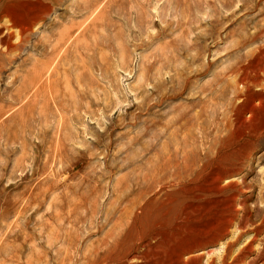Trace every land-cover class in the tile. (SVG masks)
I'll use <instances>...</instances> for the list:
<instances>
[{
  "label": "rangeland",
  "instance_id": "obj_1",
  "mask_svg": "<svg viewBox=\"0 0 264 264\" xmlns=\"http://www.w3.org/2000/svg\"><path fill=\"white\" fill-rule=\"evenodd\" d=\"M253 1L258 0H0V35L10 37L0 54V264H83L81 258L107 235L118 236L130 246L140 238L147 239L156 228L176 232L179 226L184 227V234L178 231L188 237L175 253L184 249V258L196 255L198 264L223 263L225 244L233 241L235 228L229 229L233 234L204 246L202 234L201 239L199 235L189 239L187 233L198 225L191 222L197 220L191 215V197L195 193L201 196V181L194 183L199 190L190 192L187 179L177 181L180 186L172 182L170 187L163 184L166 179L147 184L146 176L153 173L162 156L176 148L184 150L185 146L186 150L190 145L189 158L196 162L200 151L211 147L215 165L227 175L223 184L240 183L245 174L246 184L253 187L248 207H254L264 194V188L259 189L264 185V160L260 159L264 136L254 138L250 159L239 152L246 124L258 126L262 121L247 117L251 121L245 122L240 116L236 127L229 124L226 107L232 97V78L217 77L264 41L260 34L242 45L261 18L258 9L264 1L252 7ZM226 13L233 15L227 19ZM66 31L69 39L62 35ZM207 62V72L189 79L186 89L176 94L185 78ZM35 73L42 74L37 92L30 90ZM141 103L144 106L138 107ZM242 162L243 171L230 175L233 164ZM144 191L145 197L136 206L125 209L130 205L128 199ZM193 205L201 207L202 202L198 199ZM132 209L137 210L133 213ZM184 218L191 223H181ZM141 221L147 223L141 225ZM178 231L176 235L181 234ZM263 233L264 229L252 242L251 252L239 254L250 239V234L244 236L225 264H251L259 254L253 262L264 264ZM52 245L57 249L52 250ZM158 251L156 261L145 258L128 264H167L162 248ZM124 262L118 264H127Z\"/></svg>",
  "mask_w": 264,
  "mask_h": 264
},
{
  "label": "bare ground",
  "instance_id": "obj_2",
  "mask_svg": "<svg viewBox=\"0 0 264 264\" xmlns=\"http://www.w3.org/2000/svg\"><path fill=\"white\" fill-rule=\"evenodd\" d=\"M141 1V0H139ZM150 1V0H149ZM163 1V0H162ZM190 1V0H189ZM261 1L264 0H258V1H253L252 7H257L259 3H261ZM41 2V1H40ZM143 2V1H142ZM37 3V2H36ZM148 3V2H147ZM164 3V2H163ZM162 3V4H163ZM149 4V3H148ZM161 4V5H162ZM173 4V3H172ZM203 4H205L203 2ZM208 4V3H207ZM240 4V3H239ZM38 5V4H37ZM43 5V4H42ZM147 5V4H146ZM146 5H144L146 7ZM235 5V4H234ZM41 6V5H40ZM100 6V5H99ZM99 6L95 7L93 9L92 12L96 11ZM148 6V5H147ZM153 6V5H152ZM222 8L223 5L221 4ZM39 7V6H38ZM47 7V6H46ZM179 7V6H178ZM235 7L237 8V6L235 5ZM251 7V8H252ZM41 8V7H40ZM84 8V5H83ZM101 8V7H100ZM111 8V7H110ZM150 8V7H149ZM160 8V7H159ZM172 8V7H171ZM170 8V9H171ZM86 9V8H85ZM116 9V8H115ZM145 9V8H144ZM147 9V7H146ZM169 8H167L168 11ZM179 9V8H178ZM26 10V9H25ZM40 10V9H39ZM44 10V8H43ZM87 10V9H86ZM91 10V9H90ZM138 10V9H137ZM155 10V9H154ZM24 11V10H22ZM109 11V10H108ZM146 11V10H145ZM147 11H149L147 9ZM161 11V9H160ZM217 11V10H216ZM121 12V11H120ZM150 12V11H149ZM147 12V13H149ZM158 12V11H157ZM155 12V14L157 13ZM165 12V11H164ZM9 13V12H8ZM25 13V12H24ZM43 13V12H42ZM42 13H40L42 15ZM45 13V12H44ZM88 13V12H87ZM137 13V12H136ZM4 14V13H3ZM27 14V13H26ZM121 14V13H120ZM138 14V13H137ZM154 14V16H155ZM158 14V13H157ZM156 14V15H157ZM160 14V13H159ZM158 16L160 17L163 16L162 14H160ZM226 13V18H230L233 14L230 13L228 14ZM258 14L261 17L260 20L256 21L253 25V32L248 34V37L246 38L245 41H243V44H246L247 42H253L254 40H256L258 38V36L260 34H262L264 36V5H260V8L258 9ZM32 15V14H31ZM30 15V16H31ZM36 15V14H35ZM118 15V14H117ZM136 15V14H135ZM148 15V14H147ZM235 15V14H234ZM29 16V14H28ZM151 16V15H150ZM76 17V15L74 16ZM152 17V16H151ZM225 17V16H224ZM19 18V17H18ZM33 18V17H32ZM113 18V17H112ZM123 18V17H122ZM137 18V17H136ZM139 18V17H138ZM20 19V18H19ZM29 19V18H28ZM35 19V17H34ZM150 19V18H149ZM153 19V18H152ZM160 19V18H159ZM168 19V18H166ZM4 23L5 24V19ZM7 20V19H6ZM31 20V19H30ZM39 20V19H38ZM169 20V19H168ZM206 20V19H205ZM140 21V20H139ZM149 21V20H148ZM161 20H158V22ZM170 21V20H169ZM3 22V21H2ZM1 22V23H2ZM25 22V21H24ZM29 22V21H28ZM41 22V21H40ZM168 22V21H167ZM12 23V22H11ZM162 23V21L160 22ZM13 24V23H12ZM107 24V23H106ZM165 24V23H164ZM170 24V23H169ZM22 25V24H21ZM160 25H163L160 24ZM2 26V25H1ZM7 26V25H5ZM20 26V25H19ZM141 26V25H140ZM152 25H150L151 27ZM164 26V25H163ZM34 27V26H33ZM85 28V26H83ZM3 28V26L1 27ZM7 28V27H6ZM4 28V29H6ZM26 28V27H25ZM32 28V27H31ZM146 28V27H145ZM3 30V29H2ZM11 30V29H10ZM22 30V29H21ZM25 30V29H24ZM28 30V29H27ZM32 30V29H31ZM150 30V29H149ZM1 31V30H0ZM23 31V30H22ZM146 31V30H145ZM24 32V31H23ZM153 32V31H152ZM162 32V29H161ZM246 32V31H245ZM15 33V32H14ZM182 33V32H181ZM2 34V33H0ZM86 34V33H85ZM63 36H65V38L69 39L70 38V32L66 31L65 34H62ZM132 35V34H131ZM159 35V34H158ZM7 36V33L4 35ZM182 36V35H181ZM3 36L0 35V38H2ZM19 37V36H18ZM22 36H20L21 39ZM220 37V35H219ZM9 36L8 37H3L2 40H0V54L3 53L2 49L4 46L3 45H7V43L9 42ZM14 38V37H13ZM86 38H88L86 36ZM160 38V37H159ZM19 39V40H20ZM92 40V39H91ZM130 40V39H129ZM137 40V39H136ZM155 40V39H154ZM212 40V39H211ZM12 41V40H11ZM18 41V40H16ZM90 41V40H89ZM158 42V41H157ZM213 42V40H212ZM11 44H13L12 42H10ZM19 43V42H18ZM152 43V42H151ZM156 43V42H155ZM105 44V43H104ZM92 45V44H91ZM142 45V44H141ZM108 46V45H106ZM208 46V45H207ZM91 47V46H90ZM89 47V48H90ZM165 47V46H164ZM9 48V46H8ZM7 48V49H8ZM6 49V48H5ZM4 49V50H5ZM119 49V48H118ZM84 50V48H83ZM234 50V49H233ZM60 51V50H59ZM7 52V51H6ZM84 53V52H83ZM120 53V52H119ZM236 53V51L234 52ZM231 55V53H229ZM86 57V55H84ZM129 56V55H128ZM150 56V55H148ZM84 57V58H85ZM226 57V56H225ZM89 58V57H88ZM153 58V57H152ZM155 58V57H154ZM153 58V59H154ZM230 58V57H229ZM74 59V58H73ZM90 59V58H89ZM148 59V58H147ZM150 59V58H149ZM152 59V61H153ZM78 61V60H77ZM204 61V60H203ZM225 61V60H224ZM72 62V61H71ZM122 63V62H121ZM126 63V62H125ZM146 63V62H145ZM119 64V63H118ZM147 64V63H146ZM104 65V64H103ZM89 66V65H88ZM92 66V65H91ZM90 66V67H91ZM124 66V65H123ZM143 66V65H142ZM209 66V62H207L206 64H203L201 67H199L196 71H194L192 76H187L185 78V80L181 83V85H179V87L175 90L176 94L177 92H181L184 91L186 89L187 86V82L189 79L192 78H196V77H200L202 75H204L205 72H207V67ZM227 66V65H226ZM74 67V66H73ZM78 70V69H77ZM76 71V70H75ZM74 71V72H75ZM79 73V72H78ZM142 73H140V75L142 76ZM215 73V72H214ZM139 75V76H140ZM217 76V75H216ZM42 74H38L35 73V77L34 79L31 81V88L30 90L36 91L39 90L41 88V80ZM48 77V76H47ZM74 77V76H73ZM76 77V76H75ZM74 77V78H75ZM82 77V76H80ZM217 77H223V78H232V83H231V95L232 97L229 99V102L227 104L226 110H227V115L229 114L230 116H227L228 119V123L232 124V125H238L239 124V117L241 116L245 122L246 119L247 121L250 119H261L262 123L260 125H254L253 126H249L246 124V129H244L246 132V137H245V141L243 143V149L240 150L239 152H243L246 155V160L250 159L251 157V147L252 145L255 146V144H253V140L254 138H257L258 136H264V41L261 45H259L258 47H255V49H253L251 52H248V54L244 55V59L238 62H234L231 65H229L226 69L225 72L218 74ZM92 79V77H90ZM83 79V77L81 78ZM49 80V79H48ZM75 81V80H74ZM84 81V80H83ZM48 82V81H47ZM60 82V81H59ZM85 82V81H84ZM87 82V81H86ZM21 83V82H20ZM75 84V83H74ZM85 84V83H84ZM84 84L82 86H84ZM89 84V83H88ZM22 85V84H21ZM235 86V88H234ZM238 86H240V88H238ZM85 88L87 87L84 86ZM220 87V86H219ZM52 88L49 87V90H51ZM76 90V89H75ZM213 90V89H212ZM86 91V90H85ZM173 91V92H175ZM230 91V90H229ZM63 92V91H62ZM112 92V91H111ZM142 92H144V89H142ZM86 93V92H85ZM226 93V92H224ZM50 94V92H49ZM78 94V93H77ZM181 94V93H180ZM205 94V92H204ZM108 95V93H107ZM50 96V95H49ZM67 97V96H66ZM165 97V96H164ZM173 97V95H172ZM176 97V95H175ZM178 97V96H177ZM63 98V97H62ZM80 98V97H78ZM108 98V97H107ZM136 98V97H135ZM110 99V98H109ZM14 100V99H13ZM52 100V99H51ZM60 100V98H59ZM62 100V99H61ZM78 100V99H77ZM162 100V99H159ZM66 101H68L66 99ZM212 101V100H211ZM64 102V101H63ZM144 102V101H143ZM78 103V102H77ZM216 104V103H215ZM71 105V104H70ZM152 105V104H151ZM46 106V105H45ZM144 106V104H140V106L138 105V107ZM80 108V106H78ZM72 108V107H70ZM87 108V107H86ZM121 109V108H120ZM119 109V110H120ZM70 110V109H68ZM79 110V109H78ZM122 110V109H121ZM221 110V109H220ZM82 111V110H81ZM205 111V108H204ZM207 111V110H206ZM224 111V110H223ZM68 112V111H67ZM73 112V111H72ZM119 112V111H118ZM71 113V112H70ZM220 113V112H219ZM225 113V111H224ZM78 114V113H77ZM84 114V113H83ZM92 114V113H90ZM89 114V115H90ZM248 114V115H247ZM48 115V114H47ZM65 115V114H64ZM112 115V114H111ZM92 116V115H91ZM209 116V115H208ZM222 116V115H221ZM48 117V116H47ZM71 117V115H70ZM249 117V118H247ZM61 118V117H60ZM111 118V117H110ZM114 118V117H113ZM100 119V118H99ZM221 119V118H220ZM111 120V119H110ZM115 120V119H114ZM50 121V120H49ZM112 121V120H111ZM222 121V120H221ZM251 121V120H250ZM249 121V122H250ZM255 121V120H254ZM59 122V121H58ZM69 122V121H68ZM98 122V121H97ZM109 122V121H108ZM226 122V121H225ZM248 122V123H249ZM105 123V122H104ZM52 124V123H51ZM55 124V123H53ZM108 124V123H107ZM87 125V124H86ZM112 125V124H111ZM202 125V124H201ZM219 125V124H218ZM217 125V128L220 127ZM225 125V124H224ZM106 126V125H104ZM215 126V124H214ZM235 126V127H236ZM241 126V124H240ZM216 127V126H215ZM225 127V126H224ZM243 127V126H242ZM234 128V127H233ZM66 129V128H65ZM219 129V128H218ZM242 129V128H241ZM72 130V129H71ZM70 130V131H71ZM75 130V129H74ZM196 130V128H195ZM237 130V129H236ZM235 130V131H236ZM176 132V131H175ZM216 132V131H215ZM235 133H238V131H236ZM60 134V133H59ZM101 134V133H100ZM99 134V135H100ZM104 134V131H103ZM204 135L205 133L202 132L201 133V139L203 141L204 139ZM214 135V134H213ZM241 136H243L240 132ZM238 135V138H239ZM101 136V135H100ZM236 136V135H235ZM43 137V136H42ZM211 137V136H210ZM213 137V136H212ZM200 138V137H199ZM237 138V139H238ZM243 138V137H242ZM264 139V137H262ZM261 138V139H262ZM187 139V138H186ZM200 139V140H201ZM211 139V138H210ZM209 139V141H210ZM100 140V139H99ZM240 140V139H239ZM258 140V138H257ZM57 141V140H56ZM71 141V140H70ZM188 141V140H187ZM242 141V140H241ZM99 143L101 141H98ZM163 142V141H162ZM236 142V140H235ZM258 142V141H256ZM255 142V143H256ZM178 143V142H177ZM202 143V142H201ZM181 143H178V145ZM199 144V143H198ZM64 145V144H62ZM61 145V146H62ZM69 145V144H68ZM185 145V142H184ZM183 145V146H184ZM210 145V144H209ZM60 146V145H58ZM167 146V145H166ZM176 146V144H175ZM174 146V147H175ZM181 146V145H180ZM179 146V147H180ZM182 146V147H183ZM189 147H191L190 145H187ZM199 146V145H198ZM208 146V145H207ZM259 146V144L257 145ZM107 147V145H106ZM188 147V148H189ZM176 148V147H175ZM181 148V147H180ZM187 148V149H188ZM199 148V147H198ZM174 149V148H173ZM184 150L178 149L176 148V150L169 152L166 156H162L161 161H159V163H157L156 169L153 170V173L148 176H146L147 179V184L150 183H161L163 181H165V179L167 180L166 182H164L163 184H170L171 186H174L172 184V182H174L175 185H177V181L179 180H186L187 182H189L191 184V187H193L188 191H197L199 190L198 188H196V186H194V183L201 181L202 183V189H200L202 191L201 196L196 195V193L191 197L193 199V202L198 201V199H200V201L202 202V206L197 208L193 205L192 203V207L190 205L191 209V215L194 213L196 215L197 220H191L192 223L195 224H200L199 225V229L197 228V226L192 229V230H188L187 233L190 232L189 235V239L191 236L194 235H200L202 234L204 236V238L201 241V246L203 245H213L214 243L219 242L220 240H222V238L224 236H227L229 234H233L231 232H229L230 228H235V230H237V233L234 234L235 236L233 237L232 235V239L233 241H229L225 244V249H224V254L222 255V264H225V259L227 260V257L229 256L230 253H232L231 251L233 250V246L235 244H237L241 239H243L244 236L250 234L248 239L249 241L245 244L244 242V246L241 248L242 250L240 251L239 254H243L242 252H245L247 254V251L251 252V245L252 242H254L256 240V238L261 234V232L264 229V194L260 196V198H257L254 202V207H248L247 205V201H249L251 199V191L253 187H250L249 185H247L246 180H245V174L241 175L242 177L240 178V183H236L233 181H227L226 184H223L224 178H227V175H223L222 171L224 170H219L218 168V164L215 165L214 163V159H212L213 156H210L212 153V148L211 147H207L206 149H202L200 151V154L197 156V161H193L189 158L188 155V150L186 152L185 150V146L183 148ZM190 149V148H189ZM196 149V148H194ZM235 149V148H234ZM257 149V148H256ZM224 150V149H223ZM239 150V149H238ZM253 150V149H252ZM167 151V150H166ZM197 151V150H196ZM221 151V150H219ZM256 151V150H255ZM223 152V151H222ZM227 153V152H226ZM231 153V152H230ZM235 153V152H233ZM56 154V153H55ZM213 154V153H212ZM228 154V153H227ZM232 154V153H231ZM223 155V154H222ZM242 155V154H240ZM58 156V155H57ZM228 156V155H227ZM230 156V155H229ZM238 157V156H237ZM232 158V157H231ZM160 159V157L157 158V160ZM238 159V158H237ZM254 159V158H253ZM256 159V158H255ZM260 159L264 160V155H262L260 157ZM216 160V159H215ZM244 160V159H243ZM233 161V160H232ZM240 161V159H239ZM245 161V160H244ZM192 162V163H191ZM218 162V161H217ZM234 162V161H233ZM241 162V161H240ZM226 163V162H225ZM249 163V162H248ZM242 163H238L233 164L235 167L232 169L234 173L230 174V175H238L240 173V165H242ZM244 165V164H243ZM250 165V164H249ZM249 165L247 164V168L249 167ZM228 166V165H227ZM48 167V166H47ZM155 167V166H154ZM61 168V167H60ZM67 168V167H66ZM153 168V167H152ZM231 169V167H228ZM21 169V168H20ZM65 169V168H64ZM250 169V168H249ZM248 169V170H249ZM227 170V169H226ZM247 170V171H248ZM243 171V170H242ZM37 173V172H36ZM149 173V172H148ZM144 175V174H143ZM234 177V176H233ZM36 178V177H35ZM67 178V177H66ZM143 180V179H142ZM134 182V181H133ZM200 183V184H201ZM134 184V183H133ZM132 185V184H131ZM156 185V184H155ZM189 185V184H188ZM259 185V184H258ZM41 186V185H38ZM146 186V185H145ZM177 186H180V184H178ZM184 186V185H183ZM200 186V185H198ZM49 189L51 187L47 186ZM135 187V186H132ZM143 186L141 185L140 188H142ZM130 188V185H129ZM153 188V186L151 187ZM164 189V187H162ZM168 188V187H166ZM258 188V187H257ZM264 188V185L261 184L259 189ZM145 189V187H144ZM150 189V188H149ZM178 189V188H177ZM255 189V188H254ZM179 190V189H178ZM185 190V189H184ZM182 190V192L184 191ZM264 190V189H263ZM129 191V190H128ZM131 191V190H130ZM138 191V190H137ZM152 191V189H151ZM167 191V190H166ZM171 191V190H170ZM190 191V192H191ZM254 191V190H253ZM260 191V190H259ZM135 192V189H134ZM150 192V191H149ZM156 192V189H155ZM172 192V191H171ZM177 192V191H176ZM145 193L147 192H141L140 194H138L135 198L132 197L131 199H128L127 201L130 202V205L127 206L125 209L129 210V207H133L135 205V203L140 202V200L142 198H144ZM162 193V192H161ZM168 193V192H167ZM179 193V192H178ZM184 193V192H183ZM264 193V192H263ZM157 194V193H155ZM173 194V193H172ZM261 194H262V190H261ZM48 195V194H47ZM109 195V194H108ZM188 195V194H187ZM128 196V195H127ZM144 196V197H143ZM156 196V195H155ZM25 197V196H24ZM147 197V196H146ZM164 197V196H163ZM188 197V196H187ZM23 198V197H22ZM80 198V197H79ZM24 199V198H23ZM32 199V196H31ZM81 199V198H80ZM147 199V198H146ZM20 200V198H19ZM85 200V199H84ZM31 201V200H30ZM147 201V200H146ZM24 202V201H23ZM149 202V200H148ZM28 203V202H27ZM127 203V202H126ZM142 204V202H141ZM185 204V203H184ZM140 205V204H139ZM176 205V204H175ZM189 205V204H188ZM262 205V206H260ZM125 206V205H124ZM136 206V205H135ZM177 206V205H176ZM180 206V205H179ZM178 206V207H179ZM186 206V205H184ZM25 207V206H24ZM144 207V206H143ZM147 207V206H146ZM145 207V208H146ZM194 207V209H193ZM21 208V207H20ZM16 209V208H15ZM112 209V208H111ZM143 209V208H142ZM183 209V208H182ZM186 209V208H185ZM25 210V209H24ZM137 210V209H135ZM134 210V211H135ZM145 210V209H144ZM189 209H187L186 211H188ZM133 209L131 212H133ZM143 211V210H142ZM24 212V211H23ZM149 212V211H148ZM179 212L180 209H179ZM178 212V214H179ZM184 212V211H183ZM125 213V211L123 212V214ZM16 214V213H15ZM19 213H17L18 215ZM189 214V212H188ZM193 214V215H194ZM21 215V214H20ZM134 214H132L133 217ZM136 215V214H135ZM185 215V214H184ZM190 216V214H189ZM176 217V216H175ZM179 217V216H178ZM186 217V215H185ZM177 218V217H176ZM175 218V221H176ZM187 218V217H186ZM183 219V218H182ZM181 219V223H185L190 221V220H182ZM180 220V219H179ZM28 221V220H27ZM63 221V220H62ZM90 221V220H88ZM117 221V220H115ZM130 221V220H128ZM149 221V220H148ZM158 221V220H157ZM164 221V220H161ZM160 221V222H161ZM174 221V220H173ZM174 221V222H175ZM178 221V220H177ZM35 222V221H34ZM55 222V221H53ZM105 222V220L103 221ZM127 222V221H126ZM125 222V223H126ZM133 222V221H132ZM131 222V223H132ZM139 223V221H137ZM142 222H146V221H141L140 224ZM188 222V223H191ZM18 223V222H17ZM33 223V222H32ZM82 223V221H81ZM106 223V222H105ZM108 223V222H107ZM131 223L129 225H131ZM147 223V222H146ZM171 223V222H170ZM176 223V222H175ZM183 223V224H184ZM95 224V223H94ZM93 224V226H94ZM143 224V223H142ZM141 224V225H142ZM169 224V223H168ZM180 224V223H179ZM177 224V226L179 225ZM40 225V224H39ZM38 225V226H39ZM65 225V224H64ZM110 225V224H109ZM125 225V224H124ZM140 225V226H141ZM145 225V224H144ZM157 226V224H155ZM162 225V224H161ZM192 225V224H191ZM190 225V226H191ZM85 225H83L84 227ZM88 226V225H87ZM92 226V225H91ZM137 226V225H136ZM163 226V225H162ZM161 226V227H162ZM185 226V225H183ZM189 226V225H188ZM35 227V226H34ZM57 227V226H56ZM90 227V226H89ZM106 227V226H105ZM104 227V228H105ZM124 227V226H122ZM126 227V226H125ZM146 227V225H145ZM144 227V228H145ZM150 227V225H149ZM154 227V226H152ZM159 227V226H158ZM172 227V226H171ZM174 227V226H173ZM176 227V225H175ZM182 227V226H181ZM179 226L178 229H180V231L184 230V227L181 228ZM59 228V227H57ZM88 228V227H86ZM93 228V227H92ZM110 228V227H107ZM130 228V227H129ZM136 228V227H135ZM141 228V227H140ZM167 228V226L165 227ZM191 227H189L190 229ZM48 229V228H47ZM83 229V228H82ZM117 229V228H116ZM120 229V228H118ZM128 229V228H127ZM132 229V228H131ZM138 229V227H137ZM143 229V227H142ZM146 229V228H145ZM152 229V228H151ZM176 229V228H174ZM178 229H176L178 231ZM182 229V230H181ZM85 230V228H84ZM87 230V229H86ZM93 230V229H92ZM91 230V232H92ZM106 230V229H104ZM109 230V229H108ZM111 230V229H110ZM154 230V229H153ZM165 230V229H164ZM163 230V228H159V230L156 228V230L153 231L152 235H148L147 239L144 238H140L138 239L137 242L131 244L130 246L125 244L124 245V239L123 241L121 240V238H117V237H112V235L110 234L109 236L107 235L106 237H104L103 239L100 240L99 243H97V245L91 250V252L81 258V260L84 262L83 264H111V263H116L118 264V262L120 263V260H124L125 262L130 263L128 261H138L141 259H149V260H154L156 258V256L159 254L158 250L162 248V252L165 254V256H163L165 259V261H167L169 264L173 263V264H198L199 262V257H193L192 255L189 257H185L184 258V252L183 250H179L177 253L174 252V250L178 247L179 245L181 246L182 242L185 241L188 237L183 236L181 232L180 235H176V232H172V229H166L165 231ZM28 231V230H27ZM26 231V232H27ZM38 231V230H37ZM41 231V229H40ZM98 231V230H97ZM144 231V229H143ZM175 231V230H174ZM187 231V230H185ZM45 232V231H44ZM90 232V231H89ZM96 232V230H95ZM112 232V231H111ZM116 232V231H115ZM139 232V231H138ZM146 231H144L145 234ZM61 233V232H59ZM82 234V232H79ZM85 233H88V231H86ZM105 233V232H104ZM103 233V234H104ZM126 233V232H125ZM130 233V232H129ZM137 233V232H136ZM147 233V232H146ZM176 233V234H175ZM192 233V234H191ZM31 234V233H30ZM38 234V233H37ZM89 234V233H88ZM97 234V233H96ZM117 234V233H116ZM140 234V233H137ZM136 234V236H137ZM143 234V233H142ZM141 234V235H142ZM151 234V233H150ZM184 234V233H183ZM186 234V233H185ZM264 234V233H263ZM39 235V234H38ZM65 235V234H64ZM63 235V236H64ZM90 235V234H89ZM115 235V234H114ZM199 235V236H200ZM62 236V237H63ZM86 236V235H85ZM139 236V235H138ZM197 236V238L199 237ZM45 237V236H44ZM90 237V236H89ZM92 237V235H91ZM90 237V238H91ZM95 237V236H94ZM93 237V238H94ZM123 237V236H122ZM125 237V236H124ZM260 237V236H259ZM51 238V237H50ZM135 238V237H134ZM248 238V237H247ZM264 238V236H263ZM45 239V238H44ZM64 239V238H63ZM92 239V238H91ZM188 239V240H189ZM196 239V237L194 238ZM201 239V236H200ZM80 240V239H79ZM96 240V238H95ZM192 240V238H191ZM42 241V240H41ZM45 241V240H44ZM63 241V240H62ZM83 241V240H82ZM87 241V240H86ZM136 241V240H135ZM195 241V240H194ZM198 240H196L195 242H197ZM244 241V240H243ZM36 243V242H35ZM56 243V242H55ZM53 243V244H55ZM83 243V242H82ZM85 243H89V242H85ZM191 243V242H190ZM21 244V242H20ZM65 244V243H64ZM91 244V243H90ZM129 244V243H128ZM184 244V243H183ZM192 244V243H191ZM190 244V245H191ZM38 245V244H37ZM67 245V244H66ZM88 245V244H87ZM189 245V247H190ZM193 245V244H192ZM195 245V244H194ZM199 245V243H198ZM40 247V246H39ZM42 247V246H41ZM81 247V245L79 246ZM83 247V246H82ZM85 247V246H84ZM90 247V246H89ZM124 247V250L120 253L118 252V250L120 248ZM182 247V246H181ZM199 247V246H198ZM197 247V248H198ZM77 248V247H76ZM195 248V247H194ZM193 248V250H194ZM201 248V247H200ZM31 249V248H30ZM43 249V247H42ZM55 249L53 248L52 245V250ZM57 249V248H56ZM55 249V250H56ZM232 249V250H231ZM44 250V249H43ZM60 250V249H59ZM79 250V249H78ZM178 250V249H177ZM192 250V249H190ZM240 250V249H239ZM238 250V251H239ZM16 251V250H15ZM18 251V250H17ZM47 251V250H46ZM81 251V250H80ZM84 251V250H83ZM253 251V250H252ZM262 251V250H261ZM53 252V251H50ZM76 252V251H74ZM78 252V251H77ZM188 252V251H187ZM193 252V251H192ZM27 253V252H26ZM72 253V252H71ZM83 253V252H82ZM80 253V255L82 254ZM253 253V252H252ZM77 254V253H76ZM187 254V253H186ZM191 254V253H190ZM233 255V254H232ZM231 255V257H232ZM235 255V254H234ZM233 255V256H234ZM260 255V254H259ZM259 255L256 256V258L253 260L255 261L257 258H259ZM73 256V254H72ZM78 256V255H77ZM75 255V258L77 257ZM83 256V255H82ZM80 256V257H82ZM200 256V255H199ZM49 258V256H47ZM159 257V256H158ZM241 257V256H240ZM239 257V258H240ZM68 258V257H67ZM70 258V257H69ZM172 258H174L175 260H173ZM238 258V257H237ZM50 259V258H49ZM79 259V258H78ZM221 259V258H220ZM261 259V258H260ZM21 260V258H20ZM80 260V262H82ZM193 261L195 260V262H191L189 263V261ZM202 260V257H201ZM233 260V259H231ZM241 260V258H240ZM53 261H55V259H53ZM52 261V262H53ZM57 261V260H56ZM74 261V260H73ZM76 261V260H75ZM74 261V262H75ZM229 261V260H228ZM252 261L251 264H254V262ZM124 262V263H125ZM160 262V261H159ZM164 262V261H163ZM22 263V262H21ZM56 263V262H55ZM76 263V262H75ZM132 263V262H131ZM213 263V262H212ZM234 263V262H233ZM57 264V263H56ZM70 264V262H69ZM78 264V263H76ZM126 264V263H125ZM145 264V263H144ZM152 264V262L150 263ZM166 264V262H165ZM210 264V263H209Z\"/></svg>",
  "mask_w": 264,
  "mask_h": 264
}]
</instances>
